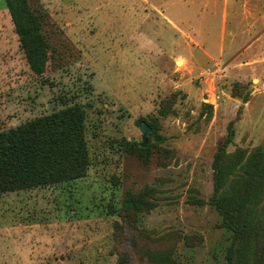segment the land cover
<instances>
[{
    "label": "rangeland",
    "instance_id": "rangeland-1",
    "mask_svg": "<svg viewBox=\"0 0 264 264\" xmlns=\"http://www.w3.org/2000/svg\"><path fill=\"white\" fill-rule=\"evenodd\" d=\"M29 4L49 61L31 71L0 0V132L79 104L89 168L0 194V264H228L213 165L231 127L228 161L264 149V0Z\"/></svg>",
    "mask_w": 264,
    "mask_h": 264
},
{
    "label": "trees",
    "instance_id": "trees-1",
    "mask_svg": "<svg viewBox=\"0 0 264 264\" xmlns=\"http://www.w3.org/2000/svg\"><path fill=\"white\" fill-rule=\"evenodd\" d=\"M5 2L31 71L44 74L50 47L42 17L29 0ZM233 139L231 127L214 160V194L208 204L232 233L228 264H264V149L248 157L238 151L235 160L228 161L225 153ZM88 168L85 110L79 104L0 132V194L78 180ZM127 205L135 207L136 202ZM151 259L156 264H182L167 251L153 253Z\"/></svg>",
    "mask_w": 264,
    "mask_h": 264
},
{
    "label": "water",
    "instance_id": "water-1",
    "mask_svg": "<svg viewBox=\"0 0 264 264\" xmlns=\"http://www.w3.org/2000/svg\"><path fill=\"white\" fill-rule=\"evenodd\" d=\"M140 130L142 132V143H141V147H146L147 146V141H148V134L150 132V129L147 128V125L144 123L140 124Z\"/></svg>",
    "mask_w": 264,
    "mask_h": 264
}]
</instances>
